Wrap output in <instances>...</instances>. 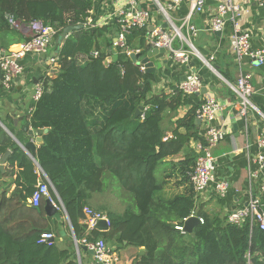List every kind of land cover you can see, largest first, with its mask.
<instances>
[{
    "label": "trees",
    "instance_id": "16d2710c",
    "mask_svg": "<svg viewBox=\"0 0 264 264\" xmlns=\"http://www.w3.org/2000/svg\"><path fill=\"white\" fill-rule=\"evenodd\" d=\"M103 1L0 0L1 41L10 43L20 35L10 20L24 25L39 21L55 31L49 53L58 66L51 76L36 78L43 83V92L21 122H15L14 113L0 117L6 129L0 127V161L9 152L4 161L9 170L0 171V264H78L54 241H41L42 234H51V224L45 199L37 207L31 205L36 185L46 183L38 170L53 185L79 242L115 239L119 246L144 248L135 264H264V231L197 209L190 183L192 151L176 165L181 183L187 185L185 194L155 197L163 186L156 176L158 166L180 154L190 140L203 142L195 124L201 103L177 87L170 94L154 93L156 71H141L125 49L112 50L109 26L87 25V18L96 19ZM78 25L84 28L73 31L57 51L62 31ZM147 32V27L133 29L126 40L127 49L140 50L139 58L149 49ZM219 73L226 81H235L227 72ZM224 89L233 94L227 86ZM187 105L191 108L166 138L161 126L165 112ZM140 106L143 110L135 117ZM24 126L42 138L34 151L36 164L18 144L29 140ZM110 182L129 195L128 206L121 214L107 215V230L87 233L84 208ZM51 196L56 199L52 192ZM262 206L264 210V199ZM191 216L202 220L193 227V235L178 231L176 227H183Z\"/></svg>",
    "mask_w": 264,
    "mask_h": 264
},
{
    "label": "crops",
    "instance_id": "0c3cea01",
    "mask_svg": "<svg viewBox=\"0 0 264 264\" xmlns=\"http://www.w3.org/2000/svg\"><path fill=\"white\" fill-rule=\"evenodd\" d=\"M124 1L104 0L103 5L99 8L98 16L108 17L114 12L116 6L122 4ZM219 2L220 0H205L204 12L192 17L191 24L198 29V34L193 39V45L204 58L208 59L213 57L212 65L217 67L218 72L219 70H223L230 74L233 79H236L240 72L250 73L252 75L254 93L250 100L256 109L255 111L249 110L246 118L241 117L237 99L234 94H229L225 91L224 88L226 85L223 81L210 70L203 67L199 62H193L202 80L204 93L200 92L190 95L192 101L202 103L205 99L213 97L222 107L214 125L222 130L224 137L211 150V153L215 160V177L218 180H225L229 184L228 193L224 198L215 197L211 192L204 195L196 193V206L198 210H202L209 215L217 214L227 217L230 211L244 206L250 195H259L260 185L264 178V170L259 171L257 161L259 154L264 156V145H260L264 141V66L255 69L251 67L248 59H245L240 66L234 61L229 52L228 45V36L231 30L230 25L219 36L208 30L209 20L215 13ZM236 3L243 11L240 23L242 29L248 30L250 33L251 47L256 49L264 46V6L259 7L254 0H236ZM140 6L147 9L152 7L146 1ZM187 11L188 4L185 1L179 10L173 13V18L177 24L180 23V19L185 16ZM153 20L158 23L160 22V25L163 24L160 16H156L155 13L153 14ZM17 23L20 22L17 21ZM18 29L21 36H14L12 38L13 41L10 43H7V40L5 42L1 41V38L4 37H0V46L7 44L6 49L0 47V52H4L5 54L11 53L17 49L21 41L30 37L31 31L29 24L24 25L20 23ZM53 55V53L51 54L48 51L46 55H27L22 58L20 61L24 69L22 75L14 79L13 84L8 90L4 88L0 90L1 118H5L6 115L14 113L16 114V123L23 120L25 110H29L33 102V80L43 74L51 76L54 74L53 70H57L48 64V59ZM165 59L167 60L166 63H163V60L154 62L157 80L153 86V91L157 94L160 92H164L165 94L172 93V87H177L187 73L186 68L172 63L167 57ZM190 108L191 106L187 105L178 108L176 112H165L161 126L166 138L172 137L175 129V121L182 118ZM97 113L98 111L93 112L92 116H96ZM197 128L198 135L201 136L204 127L200 124ZM3 129L6 130L5 127ZM29 129L31 128L29 127ZM32 132L33 136L27 135L29 137L28 142H34L35 137L41 138L33 130ZM197 141L190 140L180 154L165 159L158 166L156 176L158 180L163 182V186L156 193L155 197L170 199L174 196L185 194L187 185L181 183L176 165L184 159L187 151H192L196 157L195 144ZM38 146L39 144L34 143L35 150ZM0 165L3 166V173L9 170L4 161H0ZM39 175L42 176V173L38 170ZM13 189V186H11L9 192ZM129 200L128 194L123 193L115 183L110 182L105 187L103 193L92 195L89 200V205L97 207L100 212L107 216L110 213H123L128 206ZM54 202L61 207L57 198ZM112 204L115 205V209H112ZM61 209L63 208L61 207ZM57 213L60 215L59 220L50 218L51 235L54 238L56 246L59 249L68 250L69 257L76 259L80 264H97L93 255H90L88 251L80 249L79 246H82L80 243L76 246L69 219L66 216L64 217V213L61 210H58ZM103 241L114 254L119 264H135L137 258L145 252L144 248H134L127 246L126 243L119 246L115 239H106ZM141 252L143 254H140Z\"/></svg>",
    "mask_w": 264,
    "mask_h": 264
},
{
    "label": "built area",
    "instance_id": "2783aa9c",
    "mask_svg": "<svg viewBox=\"0 0 264 264\" xmlns=\"http://www.w3.org/2000/svg\"><path fill=\"white\" fill-rule=\"evenodd\" d=\"M145 1L152 5L150 9L140 6ZM185 1L188 4V11L180 19V23L177 24L173 18V13L177 12ZM254 2L259 7L264 6V0H254ZM204 7L205 0H125L122 4L117 5L114 12L108 17L98 16L97 14L96 19L93 20L90 16L87 18V25L92 28L109 26L111 49H125L127 55L130 56L133 53L136 57L140 53L139 49L129 50L126 48V40L130 32L133 29L152 27V30L147 32L145 45L149 48L164 49L166 51L165 57L168 60L187 69L185 80L180 81L177 86L179 91L186 96L200 93L202 80L197 70L193 72L190 67L191 63L197 61V63L199 62L203 67L217 75L230 89L237 99L241 117L246 118L249 110H256L250 100L254 93L252 75L240 72L234 82L226 81L212 65L213 57L204 58L193 45V39L197 36L198 29L191 24V19L194 15L203 13ZM154 13L156 16H160L163 24H166L165 28L160 25V22L153 20ZM92 14L90 12V15ZM242 14L243 11L236 0H220L215 13L209 20L208 30L211 33H222L230 25L228 45L234 61L240 66L245 59H248L251 67L258 69L264 66V46L256 49L251 47L250 33L241 27L240 18ZM10 24L14 28L20 27V23L13 20H10ZM29 28L31 31L29 39L21 42L15 51L8 54L0 52V70L3 72L0 86L6 90L13 84L15 78L22 75L24 69L20 61L23 57L27 55H46L52 46L55 35L54 30L44 26L39 21L31 22ZM92 56L96 57L97 53L92 52ZM141 59L137 58V65L140 66L141 71H145L146 67L140 62ZM48 64L55 69L58 67L54 56L48 59ZM42 92L43 83L37 81L34 85L32 100L37 101ZM221 108L220 103L210 97L205 99L196 111V120H199L204 127L200 136L203 142L198 140L195 144V164L190 174V183L195 193L204 195L211 192L218 198H224L229 190L227 181L218 180L215 177V160L211 153V150L224 137L222 130L214 125ZM260 145H264V141ZM257 161L259 171H263L264 156L259 154ZM51 192L55 195L54 190L47 181L46 183H38L31 196V205L37 207L40 201L45 199L54 205L57 211L60 210L59 205L52 199ZM262 199H264V178L260 185L259 195H250L244 206L230 211L227 215L228 223L236 226H242L246 223L253 224L264 231ZM84 216L83 223L86 225L87 233L95 230V226L100 220L104 221L107 227L110 226L108 217L104 213L95 211L90 207L84 208ZM199 221L202 223L201 219ZM176 229L184 233L183 227H176ZM51 238H53L51 234L44 233L41 236V241H49ZM79 243L85 246L87 250L92 251L97 264H119L102 239L95 242H87L85 239L81 242L75 241L76 246Z\"/></svg>",
    "mask_w": 264,
    "mask_h": 264
},
{
    "label": "water",
    "instance_id": "95a60500",
    "mask_svg": "<svg viewBox=\"0 0 264 264\" xmlns=\"http://www.w3.org/2000/svg\"><path fill=\"white\" fill-rule=\"evenodd\" d=\"M162 27L165 28L166 27V24H162ZM83 28H84L83 25L66 27L62 31V33L59 35L58 43H57V48H56L57 51L59 50V48L62 45V43L64 42V40L73 31H76V30H79V29H83ZM150 30H152V27H148V31H150ZM214 34L215 35H218V36L220 35V33H214ZM165 56H166V51L164 49L149 48L148 51L146 52V54L144 56H142V59H141L140 62L145 65V67H146L145 72L148 73V72H152V71L155 70V66H154V62L155 61H157V60H163V63H166L167 60L165 59ZM130 58H131L132 62L138 64L137 63V58H139V57H136L133 53H131L130 54ZM190 67L192 68V71L193 72H196V69L194 67V63H191L190 64ZM215 69H216V71L218 70L217 67H215ZM53 72L56 73L57 70H53ZM183 80H185V77H183ZM36 83H37V80L36 79L33 80V83L32 84L35 85ZM200 92H203L204 93V89H201ZM142 110H143V107L142 106L138 107L137 110L135 111L134 116L135 117L139 116L141 114ZM195 124L197 126H199L200 125V121L199 120H196L195 121ZM0 127L1 128H4L1 123H0ZM24 130L27 131V133H28L29 136H33V132H32L31 129H29L28 126H24ZM44 132H47V130H44ZM34 143L41 144L42 143V139L40 137H35L34 142L33 141H29L25 145H21L20 143H18V144L25 151V153L30 157V159L36 164V161L34 159V151H35ZM8 155H9V152H6L5 155L2 157V161H5L6 158L8 157ZM0 171H1V173H3V166L2 165H0ZM42 175L45 178V180L50 184L52 190H54L53 185L50 183V181L47 179V177L44 175V173H42ZM54 194L56 195V198L58 199V202H59L60 206L64 209L63 204L60 201L59 197L57 196L55 190H54ZM44 210H45L46 215L48 217L55 218L57 220L60 219V215L57 213L56 208L48 200H45ZM199 223H200L199 218H197L195 216L189 217L188 219H186L184 221V224H183V232L184 233H188V234H192L193 227L196 226V225H198ZM95 229H97L99 231H105V230L108 229V227L106 226V223L104 221H101L100 220V221L97 222V224L95 226ZM73 240L76 241V238H75L74 234H73ZM53 241H54V238H51L49 240V242H53ZM79 247H80V249H82L84 251H88V253L90 255L93 254L92 251L87 250V248L85 246H79ZM140 254H143V252H141ZM78 263L80 264L79 261H78Z\"/></svg>",
    "mask_w": 264,
    "mask_h": 264
},
{
    "label": "rangeland",
    "instance_id": "374dc122",
    "mask_svg": "<svg viewBox=\"0 0 264 264\" xmlns=\"http://www.w3.org/2000/svg\"><path fill=\"white\" fill-rule=\"evenodd\" d=\"M195 44H196V43H195ZM95 205H96V204H95ZM90 207L93 208V209H98L97 207H92V206H90ZM111 207H112V209H115V205H114V204H112ZM60 210L64 213V214H63L64 217L66 216V218L69 219L68 216H67V213H66L65 209H61V207H60ZM98 210H99V209H98Z\"/></svg>",
    "mask_w": 264,
    "mask_h": 264
}]
</instances>
